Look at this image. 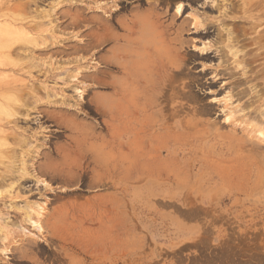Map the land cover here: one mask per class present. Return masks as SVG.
Wrapping results in <instances>:
<instances>
[{
    "label": "rangeland",
    "instance_id": "rangeland-1",
    "mask_svg": "<svg viewBox=\"0 0 264 264\" xmlns=\"http://www.w3.org/2000/svg\"><path fill=\"white\" fill-rule=\"evenodd\" d=\"M177 1L182 9L175 15ZM97 3L106 7L99 9L100 14L93 9ZM252 4L242 0H0V27L7 23L14 27L12 35L5 37L10 38L8 45L0 46V138L7 135L0 153L14 147L15 154L22 150L32 154L25 157L28 172L23 178L29 187L14 199H0V222L10 217L7 220L17 226L12 220L16 211L6 209L8 202L22 206L28 200L43 208L39 218L43 222L48 218L57 239L52 249L43 240L47 233L24 225V238L40 243L39 264H264L262 173L258 160L248 157L264 146V0ZM51 7L53 17H58L52 32L45 31L49 29L46 18H39L41 11ZM150 9L160 13L166 34L159 33L165 25L147 28L140 23L128 34L114 29L124 38L123 51L132 53L129 58L136 62L155 59L171 65L172 60L179 61L182 75L175 79L181 83L173 85L177 97L182 93L185 98H176L179 107L167 99L160 105L149 100L135 120L134 115L126 116L134 133L119 141L121 122L106 118L111 124L106 132L101 106L94 108L90 99L99 102L104 94L110 95L115 110L134 101L131 89L118 87L112 93L91 86L83 74L91 73L109 45L97 53L80 45L87 43V29L100 18L130 19L143 12L153 22ZM72 17H79V22L73 23ZM57 49L62 52L56 54ZM79 71L85 73L81 76ZM171 87L165 94L169 99ZM137 101L143 104L140 98ZM12 111L14 117L9 115ZM63 121L72 128L68 123L64 127ZM82 130L87 133L85 143L82 151L71 147L75 155L81 153L71 157L74 165L67 172L61 157L50 153L51 146L66 148L67 138L79 137ZM15 131L23 134L22 142L12 138ZM262 151L253 152L254 156L263 157ZM6 161L4 156L0 159V173ZM45 163L54 164V173L34 170ZM17 244L22 246L20 241ZM0 264L17 263L4 252Z\"/></svg>",
    "mask_w": 264,
    "mask_h": 264
},
{
    "label": "bare ground",
    "instance_id": "bare-ground-1",
    "mask_svg": "<svg viewBox=\"0 0 264 264\" xmlns=\"http://www.w3.org/2000/svg\"><path fill=\"white\" fill-rule=\"evenodd\" d=\"M62 1V0H61ZM191 2H200V0H190ZM242 1H246V3H248L249 5L252 4V0H242ZM73 2V1H72ZM84 2V1H83ZM205 2V0H203V3ZM213 2V1H212ZM211 2V4H212ZM226 2V1H225ZM260 2V1H259ZM244 3V2H243ZM255 3V2H254ZM258 3V2H257ZM209 4V3H208ZM231 5V4H230ZM253 5V4H252ZM261 5V3H260ZM27 6V5H26ZM75 6V5H74ZM77 6V5H76ZM255 6V5H254ZM70 7V6H69ZM80 7V6H79ZM231 7V6H230ZM252 7V6H251ZM250 7V8H251ZM258 7V6H257ZM3 8V7H2ZM20 8V7H19ZM174 13L175 15H178L182 9V4H181V1H177L175 3V6H174ZM226 8V7H225ZM29 9V8H27ZM51 10H46V11H41L40 12V15H39V18L40 19H43V18H46L47 20V23L49 25V29H45V31H51L54 29V27H58L56 26V24H53L55 22V20L57 21L58 20V17L55 19V17H53V15L55 16V14L52 15V7L50 8ZM87 9V8H86ZM93 9H101L103 11H105L104 9H106L105 7V4H100V3H97L96 5H94V8ZM153 9V8H152ZM224 9V8H223ZM231 9V8H230ZM42 10V9H41ZM147 10V9H145ZM179 10V11H178ZM31 11V10H30ZM29 11V13H30ZM150 13H151V9L149 10ZM224 11V10H223ZM244 11V10H243ZM247 11V10H246ZM245 11V12H246ZM72 12V11H71ZM99 12V13H98ZM97 13L100 14V10L98 11ZM107 12V11H106ZM117 12V11H116ZM158 12V11H157ZM220 12V11H219ZM241 12V11H240ZM28 13V12H27ZM28 13V14H29ZM60 13V11H59ZM78 13V12H76ZM82 13V12H81ZM93 13V11H92ZM91 13V15H92ZM243 13V12H242ZM70 14V13H69ZM148 14V12H147ZM151 14H154V13H151ZM160 14V13H159ZM158 13L154 14L153 15V19L154 21H150L149 22V19H148V16L144 17L145 13L141 12V13H138L137 16L134 18L135 15H133L130 19H127V18H123V17H118V16H114L113 15H109V18L108 19H102L100 18L99 16V20H97V18L95 19V15H94V18L95 20H97V25H93L92 29H87L88 33L85 34L87 37H88V41L87 43L83 42L84 45H80L81 47L83 48H87V49H94L97 52H100L102 51L107 45H109V51L107 49H105V56H102L100 55L99 56V62L98 64H94L92 66L93 70L91 71V73H88V74H83L84 76V79L86 78V80L88 79L89 82H90V85L91 86H96V87H99V88H102L104 90H111L112 93L115 92V90H117L118 87L120 88H130L131 89V93L130 95L133 96V98H131V100H134L133 102L131 101L130 104H127L125 107H122V106H119V107H116L115 110H112L113 109V106L110 104V100H109V96L110 95H107V94H104L102 97V100L99 101V102H95L93 100L90 99V101L92 103H94V108H96L97 106H101V115H102V121H101V124L103 123L104 126H105V129H106V132H109V129L111 128V124L109 123L108 120H106V118H108L109 120H117L118 123L121 122L122 126H123V129H120L119 130V135L117 136L118 140L120 141L121 140V137H123V135L125 134H128V133H134V131L132 129L129 128V124L127 123V121L125 120L126 119V116H128L129 114L131 115H134V120L137 118V115L139 113L140 110H143L145 109V104L148 103V101L150 100L154 105H160L161 102L163 101H166L167 100H170V105L171 106H174L175 104H177L179 107V103H176V98L177 95H176V92L174 91V85L173 83L175 82H179L178 84L181 83V79H175V77H179L180 75H182V71H181V68H180V64H179V61H174L172 60V63L171 65H168L167 63L169 62H158L157 60H150L145 63V64H141L140 62H136L132 59H130L129 57L132 55V53L128 52V51H123V46L124 44H121V42H124L122 40H124L123 36L120 34L117 35L116 34V28L117 27L118 29H121V30H124L125 33H132L133 29H132V26H135V25H138L140 23H142V25H145V27H150L152 28L153 26L155 28H157L158 26H161L164 28L159 32L161 35L163 34H166L165 31L166 30V24H162L159 20H160V15ZM225 14V13H224ZM254 14V13H253ZM72 15V14H71ZM71 15H69L71 17ZM80 15V14H79ZM108 15V14H107ZM129 15V14H128ZM60 16V15H59ZM69 16H68V20L69 23H70V19H69ZM77 16V15H76ZM228 16V15H226ZM242 16V15H241ZM244 16V15H243ZM1 17V16H0ZM6 17V16H5ZM74 17V16H73ZM72 17V19H73ZM93 17V16H92ZM91 17V18H92ZM144 17V18H143ZM246 17V16H245ZM61 18V17H60ZM59 18V19H60ZM66 19V18H65ZM79 19V17H78ZM77 19V17H75L72 21L73 23L75 22H79V20ZM33 20V19H32ZM81 20V19H80ZM24 21V20H23ZM65 21V20H64ZM31 22V21H30ZM29 22V23H30ZM34 22V21H33ZM94 22V20H93ZM94 22V23H95ZM28 23V22H27ZM28 23V24H29ZM40 23V21H38L35 25L38 26ZM58 23V22H57ZM170 23V22H169ZM26 24V23H25ZM34 24H31V25H34ZM91 24V23H90ZM30 25V24H29ZM28 25V26H29ZM47 25V24H46ZM58 25H60L58 23ZM169 25V24H168ZM4 28L0 27L1 28V31H0V39L3 38L2 40V44H0V46L4 47L6 45H8V40L10 39H7L5 37H7V35L9 34L10 36V31L13 32L14 30V27L11 23H7L6 25H3ZM65 26V25H63ZM66 26H69L68 24ZM71 26V25H70ZM73 26V25H72ZM91 26V25H90ZM141 26V25H139ZM82 27V26H81ZM136 27V26H135ZM55 28V29H56ZM61 28V27H60ZM74 28V27H73ZM80 28V27H79ZM115 28V29H114ZM168 28V27H167ZM70 29V28H69ZM58 31V29H56ZM38 31V30H37ZM165 31V32H164ZM169 31V30H168ZM15 32V31H14ZM84 34V33H83ZM12 35V34H11ZM2 36V37H1ZM77 35H74L73 38H78V36L76 37ZM83 37V36H82ZM125 37V36H124ZM162 38L164 36H161ZM148 38V37H147ZM167 38V37H166ZM169 38V37H168ZM171 38V37H170ZM173 38V37H172ZM72 39V38H71ZM71 39H69V41H71ZM135 39V38H134ZM176 38H174V41H175ZM79 41H81L82 39H78ZM77 40V42H79ZM147 40V39H145ZM163 40V39H162ZM220 40V39H219ZM171 41V40H169ZM224 41V40H223ZM238 41V40H237ZM63 42V41H62ZM72 42V41H71ZM177 42V41H176ZM81 43V42H80ZM170 43V42H169ZM54 44H57L54 42ZM69 44V43H68ZM74 44V43H73ZM72 45V47H74ZM78 44V43H77ZM75 44V45H77ZM203 44V46H207L205 45V43H201V45ZM70 45V46H71ZM126 45H129L128 43H126ZM65 46V45H64ZM78 46V45H77ZM78 46V47H80ZM174 46V45H173ZM53 47V46H52ZM67 47V46H66ZM76 47V46H75ZM10 48V47H9ZM54 48V47H53ZM58 48V47H57ZM62 47L60 46L59 49H61ZM111 48V49H110ZM172 48V46H171ZM228 48V47H227ZM56 49V48H55ZM54 49V50H55ZM57 49L56 50V54H58L59 52L57 51H61L62 50H59ZM64 49V48H63ZM73 49V48H71ZM71 49L68 48V51H70ZM74 49H78L77 47L74 48ZM147 49V48H146ZM202 49V48H201ZM51 50V49H50ZM52 51V50H51ZM67 51V50H66ZM65 51V52H66ZM80 51V50H79ZM94 51V52H95ZM115 51V53H114ZM118 51V52H116ZM132 51V50H131ZM136 51V50H135ZM240 51V50H239ZM28 52V51H26ZM32 52V51H31ZM48 51H46L47 53ZM60 52V53H61ZM78 52V51H77ZM229 52V51H228ZM177 53V52H176ZM33 54V53H32ZM144 54V53H143ZM142 54V55H143ZM21 56H23V54H19ZM139 55V54H138ZM25 56V55H24ZM178 56V55H177ZM35 57V56H34ZM98 57V56H97ZM25 58V57H24ZM96 58V57H95ZM35 59V58H34ZM2 60V59H0ZM138 60V59H137ZM142 60V59H141ZM183 60V59H182ZM98 61V60H96ZM146 61V60H144ZM143 61V62H144ZM81 62V61H80ZM89 62V61H88ZM79 63V62H78ZM96 63V62H95ZM91 64V63H89ZM87 67V66H86ZM91 67V66H90ZM89 67V68H90ZM85 68V67H84ZM91 68V69H92ZM110 69H114V71L110 70ZM87 71V69H84ZM85 73V71H82L81 73ZM169 72V73H168ZM80 73V71L78 72ZM80 73V74H81ZM116 73H120L121 76L120 77H117L115 74ZM52 76V75H51ZM82 76V74H81ZM184 76V75H183ZM205 78V77H204ZM83 79V78H82ZM85 80V81H86ZM87 83V82H86ZM184 86L185 84L182 83ZM181 84V85H182ZM172 85V87H171ZM182 85V86H183ZM177 86V85H176ZM188 86V85H187ZM262 86V85H261ZM170 88L171 87V90L173 91V95L175 96V98H173V95H171L170 98L172 99H169L167 97H165L166 95H168L167 93V88ZM177 89H179V87L177 86ZM4 90V89H3ZM81 90V89H80ZM91 93V92H90ZM149 93V94H148ZM183 93H185L183 91ZM150 94H152V98H147V96H149ZM166 94V95H165ZM171 94V93H170ZM224 94V93H223ZM254 94V93H253ZM180 95V99H183L185 98L184 95L182 93H179ZM187 96H190L188 94H186ZM0 96H2L0 94ZM186 96V97H187ZM3 97V96H2ZM169 97V96H168ZM243 97V96H242ZM140 98L141 99V102H143V104H140L138 103L137 99ZM178 98V99H179ZM5 99V97H4ZM191 99V98H190ZM253 99V98H252ZM17 101V100H16ZM168 102V103H169ZM166 103V104H168ZM252 100H251V105H252ZM10 104V103H9ZM8 104V106H9ZM13 104V103H12ZM11 104V105H12ZM20 104V103H19ZM18 104V105H19ZM89 104V103H88ZM3 104H0V107L2 106ZM22 105V104H21ZM99 106V107H100ZM245 106H247V104H245ZM260 107V106H259ZM248 108V107H247ZM17 109V108H16ZM8 110V109H7ZM15 110V109H14ZM18 110V109H17ZM28 109H26L27 111ZM96 111V110H95ZM179 111V110H178ZM14 111L12 112H9V115H15V113H13ZM17 112V111H15ZM260 117V116H259ZM62 118V117H61ZM262 119V118H261ZM16 121V120H14ZM58 121V120H57ZM57 121H55L57 123ZM258 121V120H257ZM64 122V121H63ZM72 122V121H71ZM68 123V122H67ZM66 122H64L63 126L66 127V126H71L72 124L68 123L69 125H65L67 124ZM73 123V122H72ZM132 123V122H131ZM59 124V123H58ZM61 125V121H60V124ZM117 125V124H116ZM145 125V124H144ZM76 127V126H75ZM75 127L74 130H75ZM110 127V128H109ZM3 128V127H2ZM69 128V127H68ZM72 128V126H71ZM259 128V127H258ZM257 128V129H258ZM81 129V128H80ZM85 130V129H84ZM255 130V129H254ZM77 131V129H76ZM80 132H84L83 130L82 131H78V133ZM86 132V130H85ZM80 133L78 134L79 137L75 136L74 138L72 137H65L68 139V145L65 144L67 147L65 148H61V145L60 147L59 146H51V151L50 153L51 154H54V155H57L58 158L61 157L60 159H62V162H61V167H67L65 168L66 171H70L69 170V167L74 165L73 162H72V156L73 157H76L77 153L82 151V147L81 145H83L85 142L84 140L86 139L87 137V133ZM260 134H262L261 131H258ZM14 135H12V138L16 140V143H20L24 140V136H22L23 134L20 133V132H12ZM77 135V134H76ZM91 135V134H90ZM1 137V136H0ZM36 137V136H35ZM94 137V136H93ZM70 138V139H69ZM96 138V137H95ZM117 138L115 139V137L113 136H110V139L111 140H117ZM1 139V143L0 145H2L3 143L6 144L5 140L7 139V135L6 136H3ZM12 139V140H13ZM253 139V137H252ZM259 139V138H258ZM249 140V139H248ZM261 140V139H260ZM18 141V142H17ZM251 141V139L249 140ZM264 141V140H262ZM82 142H84L82 144ZM253 142V141H252ZM15 143V144H16ZM90 143V142H89ZM259 143V142H258ZM263 143V142H262ZM71 144V145H70ZM261 144V143H260ZM264 144V143H263ZM20 147L22 146L21 144H18ZM103 145V144H102ZM257 145V144H256ZM262 145V144H261ZM258 147L259 144L256 146V148H260V152L262 151L261 149L264 150V146L261 147ZM75 149H79L81 147V151H77L76 155L74 154V152H76L75 150L73 151L72 150V147ZM87 148V147H86ZM251 148H254L252 145L249 146V149ZM7 149V148H6ZM6 149H3V150H6ZM39 149V148H38ZM85 149V148H84ZM2 150V149H1ZM2 150V151H3ZM30 150V149H29ZM28 150V151H29ZM17 150L14 149V147L9 151L6 152L3 151L0 153V159L2 160V157L4 156V158L7 160L5 166H4V170L2 173H0V188H4L2 190H0V199L2 201H4L3 199H5V197H10L11 199L13 197H18V193H24L26 192L27 190L25 188L29 187L26 185V181L23 180L24 176L26 175V173L28 172L27 170V167H26V156H29V157H32V154L29 155V153H24V151H20L18 154H15ZM73 151V152H72ZM38 152V151H37ZM248 152H252V151H248ZM253 152H255V155L256 154H259L258 152L256 153V150L254 151L253 149ZM252 152V153H253ZM41 153V152H40ZM43 153V152H42ZM45 153V152H44ZM43 153V158L45 159L46 155ZM80 153H79V156H80ZM249 153L248 154V157L250 160H253V161H257L259 162V165H258V169L259 171L262 173V180H261V189L260 191L262 192V194H264V179H263V174H264V156L261 157H258V156H254V153ZM71 154V155H70ZM262 154L263 151H262ZM261 154V155H262ZM75 155V156H74ZM84 155V154H82ZM37 157V156H36ZM82 157V156H80ZM84 157V156H83ZM50 161L53 160V159H49ZM5 160H3L2 162H4ZM19 162V165H16V162ZM47 161H48V156H47ZM46 161V162H47ZM85 161V160H84ZM83 161V162H84ZM53 162V161H52ZM77 162V161H75ZM38 163V162H37ZM78 163V162H77ZM36 164V163H35ZM39 164V163H38ZM34 168V169L37 173L39 174H43L47 169H50L49 171L52 170V172L54 170H56V168H53L52 165L54 164H50L51 166H49L47 163H45L46 165L48 166H43L40 164ZM104 164V163H103ZM252 164V163H251ZM77 165V164H76ZM80 166V164H78ZM77 165V167H78ZM42 166V167H41ZM249 166V165H248ZM55 167V166H54ZM58 168V167H57ZM46 169V170H45ZM59 169V168H58ZM57 169V170H58ZM48 171V170H47ZM65 171V172H66ZM67 171V172H68ZM33 172V171H32ZM238 172V171H237ZM16 173L18 175H16ZM37 173L35 174V176L37 175ZM54 173V172H53ZM31 175V174H30ZM259 176V175H258ZM33 177V176H32ZM37 177V176H36ZM259 179V178H258ZM33 181V180H32ZM97 184V183H96ZM99 185V184H98ZM27 186V187H26ZM103 186V184L101 185ZM259 188V187H258ZM13 189V190H12ZM6 193V194H4ZM260 192H258L259 194ZM255 194V193H254ZM261 194V193H260ZM14 199V198H13ZM8 200V199H7ZM1 201V202H2ZM23 202V201H22ZM2 206V205H1ZM2 208V207H0ZM4 210L6 209H13L16 211V213L14 212V215L12 217V220H14V222H16L17 226L15 225H12L11 220L8 221L7 219H10V217H7L6 220H1L2 223L0 222V254L1 253H4L5 254L7 253L8 255H10V259L12 261H14L15 263L17 264H39V259L37 261V258H36V255L38 254V249H39V242L38 241H33V240H30V239H25L24 236L27 235V232L24 231V225L26 223L29 224V227H32V228H37L38 229V232L41 231L42 233H47V235L45 234L44 235V242H46L45 244H47V246H49L51 249L53 247V243L55 242V239L56 237L54 236L53 234V231H52V228H49V222H48V218H44V222L42 221L41 218H39V216L42 215L41 211H42V207L39 206L38 204L35 205V202L34 203H31V202H28L27 201H24L23 205H18L14 202H8V204L6 205V209L3 207ZM2 209V210H3ZM1 210V211H2ZM8 210V212H9ZM6 212V211H5ZM1 214V213H0ZM48 215V214H47ZM2 217V216H1ZM41 219V220H40ZM41 222L43 224H41ZM14 224V223H13ZM27 225V224H26ZM11 226L15 227V229H13L12 227L10 228ZM18 229H17V228ZM10 228V229H9ZM26 228V227H25ZM30 233V232H28ZM40 233V232H39ZM109 233V232H108ZM17 238H20L17 239ZM57 240V239H56ZM18 241H20V243H22L20 246V244L18 245ZM23 241L25 242L23 244ZM13 244V245H12ZM57 247L58 249L60 250L61 247H60V241L57 242ZM12 245V246H10ZM56 249V247H54ZM57 249V251H59ZM41 251V250H40ZM47 251V250H46ZM52 251V250H51ZM54 252V251H53ZM60 254H62L60 252ZM239 254V253H238ZM56 255V254H55ZM50 256V255H49ZM58 256V255H56ZM246 256V255H245ZM49 258V257H48ZM51 258V257H50ZM55 258V257H54ZM52 258V259H54ZM66 260V259H65ZM51 261H54V260H51ZM56 261V260H55ZM64 262V261H63ZM49 263V262H48Z\"/></svg>",
    "mask_w": 264,
    "mask_h": 264
},
{
    "label": "snow or ice",
    "instance_id": "snow-or-ice-1",
    "mask_svg": "<svg viewBox=\"0 0 264 264\" xmlns=\"http://www.w3.org/2000/svg\"><path fill=\"white\" fill-rule=\"evenodd\" d=\"M179 11V10H178Z\"/></svg>",
    "mask_w": 264,
    "mask_h": 264
}]
</instances>
